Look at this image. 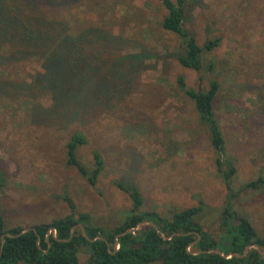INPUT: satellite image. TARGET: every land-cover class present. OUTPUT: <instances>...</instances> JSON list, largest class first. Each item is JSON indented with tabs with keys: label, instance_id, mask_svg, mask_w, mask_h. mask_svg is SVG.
I'll return each instance as SVG.
<instances>
[{
	"label": "rangeland",
	"instance_id": "obj_1",
	"mask_svg": "<svg viewBox=\"0 0 264 264\" xmlns=\"http://www.w3.org/2000/svg\"><path fill=\"white\" fill-rule=\"evenodd\" d=\"M69 10L75 25L100 27L118 37L112 54L146 57L114 67L123 95L101 114L37 124L28 117L26 98L0 99V169L5 178L0 213L5 227L27 228L67 214L63 193L72 200L75 213L87 212L94 223L113 226L130 205L114 182L131 180L142 195L144 210L169 213L200 199L204 208L196 219L216 235L226 190L206 128L176 77L182 75L187 87L201 90L210 79L218 81L213 111L235 169L232 189L264 177V0H185L183 26L193 32L197 44L220 39L205 54L213 61L212 71H195L176 62L171 53L178 39L160 27L165 12L160 0H78ZM3 71L8 78L28 82L40 67L29 59ZM38 101L50 104L48 95ZM74 130L86 139L76 150L82 164L92 166V150L103 158L93 186L65 164L64 145ZM232 205L264 236V187L241 191ZM85 259L79 252V263Z\"/></svg>",
	"mask_w": 264,
	"mask_h": 264
},
{
	"label": "trees",
	"instance_id": "obj_2",
	"mask_svg": "<svg viewBox=\"0 0 264 264\" xmlns=\"http://www.w3.org/2000/svg\"><path fill=\"white\" fill-rule=\"evenodd\" d=\"M77 3L78 0H0V99L26 98L30 101L27 114L32 123L105 112L109 104H117L123 95L121 80L113 75L114 67L146 57L112 54L110 48L117 46V36L100 27L81 28L73 23L69 9ZM160 3L165 9L160 27L178 39L176 51L171 53L176 62L195 71H212L213 61H207L205 54L215 49L220 39L207 38L198 45L193 32L183 26L185 0H160ZM29 59L38 62L40 71L30 75L28 82L4 75L5 66ZM176 84L192 101L200 124L206 128L214 151V166L226 190L218 233L210 234L196 219L204 208L200 199L194 206L169 213L144 210L138 186L131 180H115L130 205L113 226L94 223L87 212L75 213L66 193L61 198L68 207L67 214L35 223L25 231L19 225L5 227L0 213V264H80L79 252L86 256L83 264H264V252L259 253L254 247L240 256L247 245L255 244L263 250L264 236L232 204L241 191L264 187V177L245 181L235 189L230 185L235 169L225 154L213 111L219 83L210 79L206 89H192L178 75ZM41 95H48L50 104L43 106L38 101ZM85 142L82 131L70 133L64 145L65 164L75 168L93 186L104 161L97 150H92V166L82 164L76 150ZM4 179L0 169V190ZM77 224L83 227L86 237ZM72 226L75 227L70 234ZM125 229L133 230L124 232ZM231 252L239 256H228Z\"/></svg>",
	"mask_w": 264,
	"mask_h": 264
},
{
	"label": "water",
	"instance_id": "obj_3",
	"mask_svg": "<svg viewBox=\"0 0 264 264\" xmlns=\"http://www.w3.org/2000/svg\"><path fill=\"white\" fill-rule=\"evenodd\" d=\"M150 224H151L154 228H156V226H155L154 224H152V223H150ZM77 226L80 228L82 235H83L84 237H86V236H85V233H84V231H83V227H82L80 224H77ZM74 227H75V226H72V227H71L70 234H71V231H72V229H73ZM28 229H29V227L24 228L23 231L28 230ZM132 230H133V229H125L124 232L132 231ZM49 231L53 232L52 229H50ZM250 247H254V248H256V250H257L259 253H263V252H264V249H263V250H260L255 244H252L251 246H248V245L245 246V247L243 248L242 254H241L240 256L244 255V254L246 253V251H247ZM196 252H198V251H196ZM215 252H217V250H215ZM227 255H228V256H231V255L239 256V255H237V254H235V253H232V252H231V253H228Z\"/></svg>",
	"mask_w": 264,
	"mask_h": 264
}]
</instances>
